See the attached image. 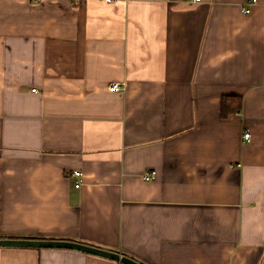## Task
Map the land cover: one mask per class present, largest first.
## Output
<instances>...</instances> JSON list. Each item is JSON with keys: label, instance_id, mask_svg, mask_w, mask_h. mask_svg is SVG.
<instances>
[{"label": "crops", "instance_id": "0c3cea01", "mask_svg": "<svg viewBox=\"0 0 264 264\" xmlns=\"http://www.w3.org/2000/svg\"><path fill=\"white\" fill-rule=\"evenodd\" d=\"M247 1L0 0V238L264 264V0ZM225 96L243 98L227 118ZM0 264L124 263L0 246Z\"/></svg>", "mask_w": 264, "mask_h": 264}, {"label": "water", "instance_id": "95a60500", "mask_svg": "<svg viewBox=\"0 0 264 264\" xmlns=\"http://www.w3.org/2000/svg\"><path fill=\"white\" fill-rule=\"evenodd\" d=\"M0 246L4 247H47V248H70L83 252L104 256L124 264H143L135 258L122 255L118 251L108 250L94 245L63 239H31V238H0Z\"/></svg>", "mask_w": 264, "mask_h": 264}, {"label": "built area", "instance_id": "2783aa9c", "mask_svg": "<svg viewBox=\"0 0 264 264\" xmlns=\"http://www.w3.org/2000/svg\"><path fill=\"white\" fill-rule=\"evenodd\" d=\"M108 2H115L116 0H107ZM193 2H202L203 0H192ZM257 2V0H248L247 1V4H248V7L245 9V12L246 13H249L251 11V5L255 4ZM111 89L112 90H122L124 89L123 86L120 84V83H113L111 85ZM251 138V133L250 132H245L244 133V139L246 140H250ZM83 171L79 170V169H76V170H73L71 173H70V176L74 178L75 180V187H81L82 185V181H83ZM156 172H150V173H146L144 175V179L148 180V181H151V180H154L156 179Z\"/></svg>", "mask_w": 264, "mask_h": 264}, {"label": "trees", "instance_id": "16d2710c", "mask_svg": "<svg viewBox=\"0 0 264 264\" xmlns=\"http://www.w3.org/2000/svg\"><path fill=\"white\" fill-rule=\"evenodd\" d=\"M243 106L241 96H225L222 99V117L227 118L230 114L240 112Z\"/></svg>", "mask_w": 264, "mask_h": 264}]
</instances>
